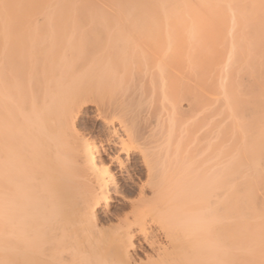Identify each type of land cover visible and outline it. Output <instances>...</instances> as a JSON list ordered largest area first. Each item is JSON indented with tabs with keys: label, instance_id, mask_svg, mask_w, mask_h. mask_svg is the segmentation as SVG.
<instances>
[{
	"label": "bare ground",
	"instance_id": "6f19581e",
	"mask_svg": "<svg viewBox=\"0 0 264 264\" xmlns=\"http://www.w3.org/2000/svg\"><path fill=\"white\" fill-rule=\"evenodd\" d=\"M109 262L264 264V0H0V264Z\"/></svg>",
	"mask_w": 264,
	"mask_h": 264
},
{
	"label": "rangeland",
	"instance_id": "374dc122",
	"mask_svg": "<svg viewBox=\"0 0 264 264\" xmlns=\"http://www.w3.org/2000/svg\"><path fill=\"white\" fill-rule=\"evenodd\" d=\"M83 124H85V123H83ZM82 129L84 130H87V131H85V132H89V135H90V137H91V139H93V140H95L97 143H99V140H100V138H101V133L100 132H98V131H96V130H94V129H92V127H91V124H90V122L88 121L87 123H86V125H84V127L82 126ZM103 158H104V156H103ZM135 245H136V250L135 251H132L133 253L134 252H137V253H134L133 254V256L135 255V258L137 257H139V258H141L142 257V259H143V257H144V259H145V256H146V254L148 253H151L150 251V248H148L146 245H141L140 246V244L138 245V242H137V240H135ZM144 246V247H143ZM66 252V251H65ZM131 252V253H132ZM147 252V253H146ZM146 253V254H145ZM65 254V253H64ZM66 254L70 257L69 259H72V260H77L76 258L79 256V253H77L76 251H68V252H66ZM65 254V255H66ZM147 254V255H148ZM137 255V256H136ZM71 256H72V258H71ZM143 259V260H144ZM71 261V260H70ZM109 264H110V262H109Z\"/></svg>",
	"mask_w": 264,
	"mask_h": 264
}]
</instances>
